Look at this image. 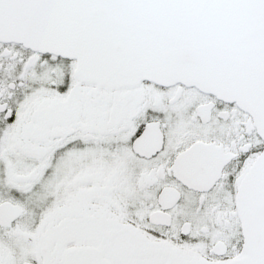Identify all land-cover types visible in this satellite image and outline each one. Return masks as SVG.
I'll return each mask as SVG.
<instances>
[{
    "label": "snow or ice",
    "instance_id": "1",
    "mask_svg": "<svg viewBox=\"0 0 264 264\" xmlns=\"http://www.w3.org/2000/svg\"><path fill=\"white\" fill-rule=\"evenodd\" d=\"M0 264H264V0H0Z\"/></svg>",
    "mask_w": 264,
    "mask_h": 264
}]
</instances>
